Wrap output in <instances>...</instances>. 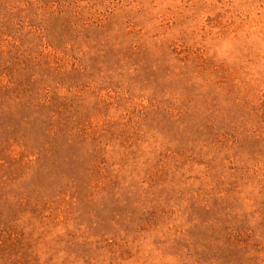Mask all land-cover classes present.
<instances>
[{
	"label": "rangeland",
	"instance_id": "obj_1",
	"mask_svg": "<svg viewBox=\"0 0 264 264\" xmlns=\"http://www.w3.org/2000/svg\"><path fill=\"white\" fill-rule=\"evenodd\" d=\"M0 264H264V0H0Z\"/></svg>",
	"mask_w": 264,
	"mask_h": 264
}]
</instances>
